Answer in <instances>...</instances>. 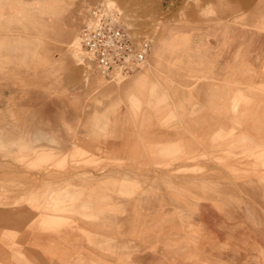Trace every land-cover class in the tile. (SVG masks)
<instances>
[{
	"label": "crops",
	"instance_id": "crops-1",
	"mask_svg": "<svg viewBox=\"0 0 264 264\" xmlns=\"http://www.w3.org/2000/svg\"><path fill=\"white\" fill-rule=\"evenodd\" d=\"M198 28L184 43L176 35H162L150 48V66L137 77L143 82L139 91L154 92L153 104L142 106L138 116L123 105L105 138L76 135L85 150L101 149L128 162L98 174L77 169L96 176L89 184L76 178L78 187L68 189L77 196L72 204L77 213L0 205V264H211L212 254L222 264H243L246 250L261 259L264 224L249 231L227 227V219L244 218L241 211L228 218L218 197L195 199V182L204 176L192 170L208 164V171H227L237 165L228 154L256 153L264 159V19ZM209 153L222 161L210 165L193 158ZM132 186L150 192L132 198ZM166 187L170 190H162ZM62 190L56 188L59 200ZM25 196L34 200V190ZM251 203L264 201L252 196ZM58 216L60 224H44L61 220ZM67 219L70 223L62 224ZM251 219L263 221L264 211L257 207ZM131 220L151 221L138 224L152 228L150 240L132 254L124 248L116 256L115 238L130 229ZM164 220L174 222H153ZM179 220L201 225L198 233L193 226L185 246L176 235ZM130 233L122 238L124 245L131 243ZM243 235L251 236L249 245L242 243Z\"/></svg>",
	"mask_w": 264,
	"mask_h": 264
},
{
	"label": "rangeland",
	"instance_id": "rangeland-1",
	"mask_svg": "<svg viewBox=\"0 0 264 264\" xmlns=\"http://www.w3.org/2000/svg\"><path fill=\"white\" fill-rule=\"evenodd\" d=\"M99 4L117 8L123 23L135 35L148 37L151 47L158 36L157 41L163 40L162 35H176L184 43L188 34L204 25L264 19V0H0V205L24 203L40 213H77L72 208L77 196L68 192L78 187L76 178L89 184L96 179L98 169L128 164L125 158L110 156L101 149L85 150L75 140L81 134L107 137L109 125L123 105L138 116L142 106L154 100L153 91H139L143 82L137 77L140 70L150 66V52L140 68L125 77L116 71L112 79L99 73L82 44L81 56L74 52V40L80 39L81 27ZM256 155L228 154L227 160L237 165L227 166V171H208V164L192 170L204 176L195 182V199L218 197L228 218L235 210L241 211L243 219L226 220L229 228L242 226L249 231L253 224H264V220L251 219L257 207L264 211V204L251 203L252 196L264 201V159ZM193 158H204L210 165L222 161L212 153ZM81 168L95 174L76 171ZM60 187L63 199L59 200L56 188ZM30 189L34 190V200L25 196ZM148 192L149 188L132 186L129 193L138 197ZM58 217L61 220L44 224L58 225L63 219ZM140 222L151 221L131 220L130 229L118 233L116 256L121 254L120 249L127 248L129 255L149 242L153 230L139 229ZM69 223V219L62 222ZM177 223L180 231L176 235L184 246L193 226L195 233L201 228L198 221ZM129 232L131 243L124 245L122 238ZM242 240L249 245L251 236L243 235ZM212 255L211 264H222L219 255ZM244 255L243 264H264L263 252L258 260L252 258L250 250Z\"/></svg>",
	"mask_w": 264,
	"mask_h": 264
},
{
	"label": "built area",
	"instance_id": "built-area-1",
	"mask_svg": "<svg viewBox=\"0 0 264 264\" xmlns=\"http://www.w3.org/2000/svg\"><path fill=\"white\" fill-rule=\"evenodd\" d=\"M80 41L103 76H127L140 68L151 48V40L135 35L113 6L96 5L80 29Z\"/></svg>",
	"mask_w": 264,
	"mask_h": 264
},
{
	"label": "bare ground",
	"instance_id": "bare-ground-1",
	"mask_svg": "<svg viewBox=\"0 0 264 264\" xmlns=\"http://www.w3.org/2000/svg\"><path fill=\"white\" fill-rule=\"evenodd\" d=\"M79 38H76L73 42V50L76 54H79V56H81V53H82V50H83V47L81 45V43L79 42L80 39L78 40ZM78 56V57H79Z\"/></svg>",
	"mask_w": 264,
	"mask_h": 264
}]
</instances>
